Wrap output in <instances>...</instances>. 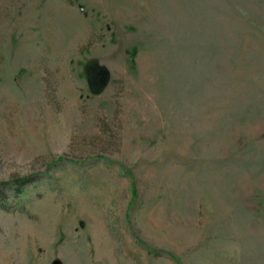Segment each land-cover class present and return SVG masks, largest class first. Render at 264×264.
<instances>
[{
    "label": "rangeland",
    "instance_id": "1",
    "mask_svg": "<svg viewBox=\"0 0 264 264\" xmlns=\"http://www.w3.org/2000/svg\"><path fill=\"white\" fill-rule=\"evenodd\" d=\"M0 264H264V0H0Z\"/></svg>",
    "mask_w": 264,
    "mask_h": 264
}]
</instances>
